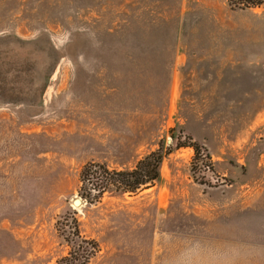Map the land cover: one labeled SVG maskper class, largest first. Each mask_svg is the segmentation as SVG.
Masks as SVG:
<instances>
[{"label":"rangeland","instance_id":"rangeland-1","mask_svg":"<svg viewBox=\"0 0 264 264\" xmlns=\"http://www.w3.org/2000/svg\"><path fill=\"white\" fill-rule=\"evenodd\" d=\"M155 150L153 187L80 199ZM73 219L88 264H264V7L0 0V264H54Z\"/></svg>","mask_w":264,"mask_h":264},{"label":"trees","instance_id":"trees-1","mask_svg":"<svg viewBox=\"0 0 264 264\" xmlns=\"http://www.w3.org/2000/svg\"><path fill=\"white\" fill-rule=\"evenodd\" d=\"M225 3L233 11L264 7V0H225ZM190 147L195 154L194 161H197L199 148L195 144ZM163 157L160 150H155L139 159L130 169L119 171L109 170L102 164L87 163L79 175V197L85 203L93 204L99 202L104 194L135 196L158 183ZM73 222L75 232L63 237L69 251L54 264H88L99 252L97 243L82 237L77 231L75 219Z\"/></svg>","mask_w":264,"mask_h":264},{"label":"water","instance_id":"water-1","mask_svg":"<svg viewBox=\"0 0 264 264\" xmlns=\"http://www.w3.org/2000/svg\"><path fill=\"white\" fill-rule=\"evenodd\" d=\"M73 205H74V207H79L80 206V200H74L73 201Z\"/></svg>","mask_w":264,"mask_h":264}]
</instances>
